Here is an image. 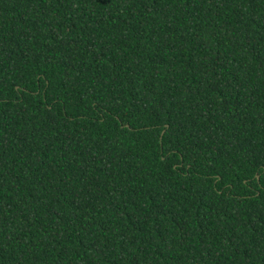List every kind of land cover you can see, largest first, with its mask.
Returning a JSON list of instances; mask_svg holds the SVG:
<instances>
[{"label": "trees", "instance_id": "16d2710c", "mask_svg": "<svg viewBox=\"0 0 264 264\" xmlns=\"http://www.w3.org/2000/svg\"><path fill=\"white\" fill-rule=\"evenodd\" d=\"M0 264H264V0H0Z\"/></svg>", "mask_w": 264, "mask_h": 264}]
</instances>
